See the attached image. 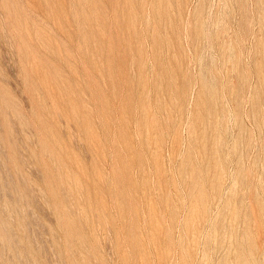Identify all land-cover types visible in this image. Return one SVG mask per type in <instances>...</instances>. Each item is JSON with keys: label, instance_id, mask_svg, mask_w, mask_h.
Wrapping results in <instances>:
<instances>
[{"label": "rangeland", "instance_id": "1", "mask_svg": "<svg viewBox=\"0 0 264 264\" xmlns=\"http://www.w3.org/2000/svg\"><path fill=\"white\" fill-rule=\"evenodd\" d=\"M0 264H264V0H0Z\"/></svg>", "mask_w": 264, "mask_h": 264}]
</instances>
